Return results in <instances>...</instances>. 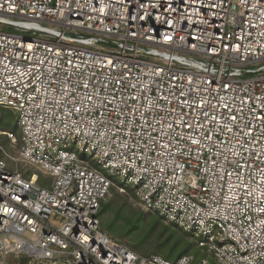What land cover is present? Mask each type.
<instances>
[{
    "label": "built area",
    "instance_id": "2783aa9c",
    "mask_svg": "<svg viewBox=\"0 0 264 264\" xmlns=\"http://www.w3.org/2000/svg\"><path fill=\"white\" fill-rule=\"evenodd\" d=\"M0 107V264H264V0H0ZM123 185L207 256L107 235Z\"/></svg>",
    "mask_w": 264,
    "mask_h": 264
},
{
    "label": "rangeland",
    "instance_id": "374dc122",
    "mask_svg": "<svg viewBox=\"0 0 264 264\" xmlns=\"http://www.w3.org/2000/svg\"><path fill=\"white\" fill-rule=\"evenodd\" d=\"M3 29H7V27L3 26ZM0 109H2V111L0 110L1 116L5 108L0 107ZM7 110L12 113V117L7 122V126H0V158L6 162L10 170L25 171V166L19 158V139L12 142L5 133L13 131L18 135L15 114L13 111ZM30 168V172L38 174V182L42 185L52 179L51 176L36 168L32 166ZM115 186H119V184L115 182ZM115 186L112 187L110 195L103 200V202L109 203L108 209L100 215L101 226L104 229L106 225L110 226L112 231L109 234L113 238L142 255L159 254L169 259H175L183 245H186L184 242L187 241L189 246L186 248L185 255H192L195 261L204 257L203 255L207 256L206 251L196 245V242L198 244L196 236L161 217L158 213L144 209L130 186L123 185L124 191H119ZM131 223L133 224L130 228ZM174 234L180 238L175 247H172V243L167 238L171 235L172 240Z\"/></svg>",
    "mask_w": 264,
    "mask_h": 264
},
{
    "label": "trees",
    "instance_id": "16d2710c",
    "mask_svg": "<svg viewBox=\"0 0 264 264\" xmlns=\"http://www.w3.org/2000/svg\"><path fill=\"white\" fill-rule=\"evenodd\" d=\"M1 111H2V109H0ZM12 117V113H9V111L6 109H4L3 110V114L0 116V126H2V127H5V126H7V122L10 120V118ZM108 207H109V203L107 202H101V204H100V207H99V212H98V216H99V218H100V215H102L107 209H108ZM100 223H101V219H100ZM132 224L133 223H131V225H130V228L132 227ZM149 228H151V227H149ZM101 229L107 234V235H109L110 237H112L113 238V236H111L110 234H109V232H111L112 231V229H110V226H108V225H106V227H105V229L101 226ZM192 234V233H191ZM179 236L178 235H175L174 234V236H173V239L171 240V235L167 238V239H169L170 240V242L172 243L171 244V246L172 247H175V244L177 243V242H179ZM115 239V238H114ZM116 240V239H115ZM186 245H183V247L181 248L182 250H181V252L180 253H178V255L176 256V258L175 259H169V258H167V257H163V258H165V259H168V260H172V261H174V260H176V259H178V258H180V257H182V256H189V255H185L186 254V252H187V247L189 246V243L186 241V242H184ZM196 245L198 246V244H197V242H196ZM199 248L200 249H202V250H205L203 247H200L199 246ZM157 255H159V254H157ZM161 256V255H160ZM192 256V255H191ZM203 256H205V255H203Z\"/></svg>",
    "mask_w": 264,
    "mask_h": 264
}]
</instances>
